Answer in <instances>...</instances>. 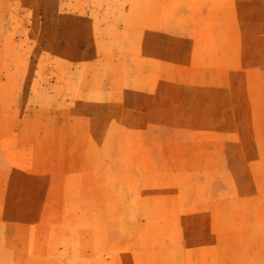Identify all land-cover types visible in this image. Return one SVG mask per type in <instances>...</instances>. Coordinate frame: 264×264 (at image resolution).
<instances>
[{"label": "rangeland", "instance_id": "rangeland-1", "mask_svg": "<svg viewBox=\"0 0 264 264\" xmlns=\"http://www.w3.org/2000/svg\"><path fill=\"white\" fill-rule=\"evenodd\" d=\"M0 264H264V0H0Z\"/></svg>", "mask_w": 264, "mask_h": 264}]
</instances>
